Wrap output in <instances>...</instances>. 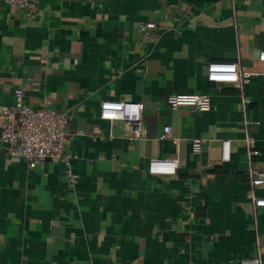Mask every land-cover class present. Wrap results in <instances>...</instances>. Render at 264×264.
I'll list each match as a JSON object with an SVG mask.
<instances>
[{
	"label": "crops",
	"instance_id": "crops-1",
	"mask_svg": "<svg viewBox=\"0 0 264 264\" xmlns=\"http://www.w3.org/2000/svg\"><path fill=\"white\" fill-rule=\"evenodd\" d=\"M29 1L0 2V108L17 87L35 108L49 94L70 116L73 157L30 168L0 143V264H264V212L248 196H264L251 183L264 170V73L243 88L208 79L213 60L258 61L264 0ZM171 93L209 94L212 108L173 109ZM108 99L144 102L147 137L103 119ZM151 158L179 165L155 174Z\"/></svg>",
	"mask_w": 264,
	"mask_h": 264
},
{
	"label": "built area",
	"instance_id": "built-area-1",
	"mask_svg": "<svg viewBox=\"0 0 264 264\" xmlns=\"http://www.w3.org/2000/svg\"><path fill=\"white\" fill-rule=\"evenodd\" d=\"M11 5L28 7L29 0H0ZM153 24H149L151 27ZM264 73V50L260 52L259 59L253 66H245L237 61L213 60L208 63V79L211 82L232 83L237 88H243L249 82L252 75ZM15 103L0 108V143L5 153L13 158L24 159L30 168L37 167L46 159L62 160L69 163L73 155L67 148V127L70 116L66 112L58 111L51 105L52 97L44 96L41 106L32 107L25 99L22 87L15 88ZM249 102V98H244ZM168 105L176 109L181 106H189L201 111L212 108L211 96L206 93H171L167 96ZM144 102L108 99L101 102V117L110 121L123 120L132 128V138L143 139L147 137V127L143 119ZM172 126H164L162 138H173ZM175 142L179 140L176 138ZM249 156L258 154L256 141L253 137L245 139ZM204 148L201 138L192 141L194 153H201ZM222 156L229 160L231 141L222 140ZM179 165L178 158L162 159L151 158L149 171L151 173H173ZM72 176V171L68 170ZM252 186L264 184V170L253 169L251 171ZM248 196L254 205L264 212V196L256 195L252 189ZM259 254H262V240L258 238ZM257 257L241 259V264H259Z\"/></svg>",
	"mask_w": 264,
	"mask_h": 264
},
{
	"label": "water",
	"instance_id": "water-1",
	"mask_svg": "<svg viewBox=\"0 0 264 264\" xmlns=\"http://www.w3.org/2000/svg\"><path fill=\"white\" fill-rule=\"evenodd\" d=\"M221 145H222V143H221Z\"/></svg>",
	"mask_w": 264,
	"mask_h": 264
}]
</instances>
